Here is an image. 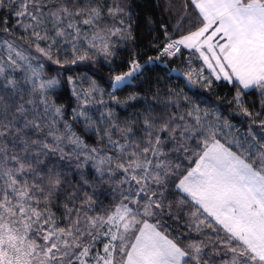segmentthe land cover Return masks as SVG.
<instances>
[{
	"label": "snow or ice",
	"instance_id": "1",
	"mask_svg": "<svg viewBox=\"0 0 264 264\" xmlns=\"http://www.w3.org/2000/svg\"><path fill=\"white\" fill-rule=\"evenodd\" d=\"M0 13L9 37L0 39V264H264V0H183L178 38L163 26L167 42L146 62L182 48L198 54L203 65L192 68L189 59L186 83L211 88L214 77L232 85L229 104L251 121L244 135L175 89L163 99L156 92L160 103L135 120L121 122L110 109L94 120L90 110L108 103L87 76H67L77 106L65 119L53 98L61 77L108 60L118 40L132 39L125 7L0 0ZM16 29L28 48L11 39ZM49 65L54 76L45 75ZM143 68L134 56L109 87L122 88ZM249 90L260 96L259 111L244 100ZM80 122L95 145L76 130ZM63 161L91 164L100 194L83 172L73 187Z\"/></svg>",
	"mask_w": 264,
	"mask_h": 264
},
{
	"label": "trees",
	"instance_id": "2",
	"mask_svg": "<svg viewBox=\"0 0 264 264\" xmlns=\"http://www.w3.org/2000/svg\"><path fill=\"white\" fill-rule=\"evenodd\" d=\"M113 0H107L111 4ZM125 7L127 15L124 17L127 25L131 26L132 39L118 40L115 44L113 55L105 60L103 56L97 58L95 64L87 62L76 66L73 72H66L61 77L64 81L63 86L56 89V95L53 97L58 106H63L65 109V119L71 120L72 111L77 106L76 99L72 96L71 88L67 85V76L74 75L77 77L87 76L90 79L97 81L99 87L104 90L103 99L108 103V107L97 105L90 110V115L94 120L100 119V113L106 112L109 109L114 113L115 118L123 122L125 120H135L141 116L147 108L148 103L159 104L160 101L154 100L156 92L162 93V99L166 96L169 89L182 91L191 97L193 102H199L202 110L218 111L219 114L228 119L235 129L239 130L240 135L247 133L251 121L238 114L234 105H230L229 101L235 95V88L226 81H215L214 77L211 88L205 87L203 84L190 86L182 77L170 74L171 68L179 69L183 74L189 71V59H191V67L199 69L203 62L198 59V55H190L189 50L182 48L181 53L175 57H161L160 61L166 65L155 62L152 65L144 66L142 73L133 78L134 83L125 85L120 89L113 90L114 95L121 102L119 104L113 102L108 95L111 91L109 87L111 78L114 74L127 71L130 60L136 56L140 63L146 61L149 56L155 57L159 55V50L165 44L166 37L164 27L167 26L169 34H173V27L179 19L180 13L183 11V0H119ZM2 15V13H0ZM130 17V19H128ZM119 19V18H118ZM117 19V23H118ZM15 20L10 21L14 24ZM105 24L113 25V20L110 17H105ZM188 25L185 23L182 31H187ZM20 29L15 30V34L11 36L19 41H23L20 37ZM179 33L173 34V38H178ZM7 34L0 32V39H8ZM14 40V39H12ZM155 45V46H153ZM86 46V45H85ZM35 63V61L33 62ZM56 67L49 65L45 69V75L54 76L53 71ZM204 75L208 76L209 71L205 67ZM87 87V83L83 85ZM130 96H136V99H129ZM244 100L249 108L253 111L260 109V96L256 90H249L244 96ZM264 118V117H262ZM78 133L89 144L95 145L96 136L93 132L89 134L85 132L82 122L75 124ZM259 134L260 130L257 129ZM56 160V157H52ZM64 165L60 170L66 173L67 181L73 187H79L78 182L81 181L80 173H84V179H87L89 186L95 187L100 194L101 185L98 182L95 171L91 164H88L82 169L76 167V162L69 163L68 161L59 162ZM187 165L188 161L185 160ZM69 192L72 188L67 184L65 186ZM91 187L89 190H91ZM104 190H107V185H104ZM103 205H108L112 196L109 194L107 198L101 196ZM63 197H61V203ZM54 211H63V208L54 209ZM172 231L178 229V225L169 221Z\"/></svg>",
	"mask_w": 264,
	"mask_h": 264
},
{
	"label": "water",
	"instance_id": "3",
	"mask_svg": "<svg viewBox=\"0 0 264 264\" xmlns=\"http://www.w3.org/2000/svg\"><path fill=\"white\" fill-rule=\"evenodd\" d=\"M148 61V59L146 60V61H144V62H142L141 64L142 65H144V66H146V65H152V64H154L155 62H158V63H161L162 65H166L164 62H162V61H152V62H149V63H146ZM175 70V71H174ZM170 74H172V75H174V76H179V77H182L184 80H185V82H186V77L183 75V73L179 70V69H177V68H171L170 69ZM134 83V81H133V78L131 79V81H130V83H126L125 85H131V84H133Z\"/></svg>",
	"mask_w": 264,
	"mask_h": 264
},
{
	"label": "rangeland",
	"instance_id": "4",
	"mask_svg": "<svg viewBox=\"0 0 264 264\" xmlns=\"http://www.w3.org/2000/svg\"><path fill=\"white\" fill-rule=\"evenodd\" d=\"M12 39H14V41L17 43V44H21V45H23L25 48H28V45H26V44H24V42L23 41H19V40H17L16 38H12ZM69 48H70V45H69ZM30 51H31V49H29ZM32 54L33 55H36V53L33 51L32 52ZM69 54H70V52H69ZM53 67H56L55 65H52ZM109 91H113V89L111 88Z\"/></svg>",
	"mask_w": 264,
	"mask_h": 264
},
{
	"label": "crops",
	"instance_id": "5",
	"mask_svg": "<svg viewBox=\"0 0 264 264\" xmlns=\"http://www.w3.org/2000/svg\"><path fill=\"white\" fill-rule=\"evenodd\" d=\"M185 50H187V49H185ZM198 55V54H197ZM203 62V61H202ZM208 70V69H207ZM209 71V70H208Z\"/></svg>",
	"mask_w": 264,
	"mask_h": 264
},
{
	"label": "built area",
	"instance_id": "6",
	"mask_svg": "<svg viewBox=\"0 0 264 264\" xmlns=\"http://www.w3.org/2000/svg\"><path fill=\"white\" fill-rule=\"evenodd\" d=\"M174 39H175V38H174ZM166 42H167V41H166ZM166 42H165V43H166ZM159 51H160V50H159Z\"/></svg>",
	"mask_w": 264,
	"mask_h": 264
}]
</instances>
